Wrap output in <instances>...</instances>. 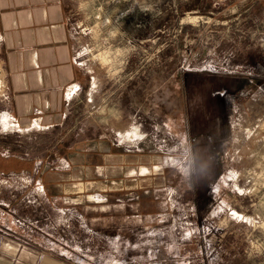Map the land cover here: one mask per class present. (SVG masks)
Returning a JSON list of instances; mask_svg holds the SVG:
<instances>
[{"label":"rangeland","instance_id":"374dc122","mask_svg":"<svg viewBox=\"0 0 264 264\" xmlns=\"http://www.w3.org/2000/svg\"><path fill=\"white\" fill-rule=\"evenodd\" d=\"M73 26L92 83L58 125L18 127L0 60V189L34 179L25 214L89 264H264V0H80ZM46 168L74 179L48 205Z\"/></svg>","mask_w":264,"mask_h":264},{"label":"crops","instance_id":"0c3cea01","mask_svg":"<svg viewBox=\"0 0 264 264\" xmlns=\"http://www.w3.org/2000/svg\"><path fill=\"white\" fill-rule=\"evenodd\" d=\"M79 1L0 0V60L7 81L8 110L18 127V120L34 115H39L35 122L40 126L43 122L44 127L58 125L87 95L92 82L75 56L73 12ZM72 166L74 162L60 172L71 173ZM49 171L41 172L38 188L42 194L39 202L47 205L60 196L52 185L74 180H47ZM33 182L19 179L16 188L0 189V264H89L71 251L64 252L69 248L57 245L52 233L36 224L37 217L25 214L24 201L34 187L26 188ZM84 190L79 186L70 196H80Z\"/></svg>","mask_w":264,"mask_h":264},{"label":"bare ground","instance_id":"6f19581e","mask_svg":"<svg viewBox=\"0 0 264 264\" xmlns=\"http://www.w3.org/2000/svg\"><path fill=\"white\" fill-rule=\"evenodd\" d=\"M191 17V16H190ZM106 56V55H105ZM109 60V59H108ZM10 117L7 115V114H5L4 116H3V124L6 126L7 124H8V121H10ZM129 134H131V133H127V135H129ZM137 135V134H136ZM133 135H131V137H132Z\"/></svg>","mask_w":264,"mask_h":264},{"label":"flooded vegetation","instance_id":"af4514ba","mask_svg":"<svg viewBox=\"0 0 264 264\" xmlns=\"http://www.w3.org/2000/svg\"><path fill=\"white\" fill-rule=\"evenodd\" d=\"M147 172H149V171H147ZM143 173H145V172H143ZM143 175H146V174H143Z\"/></svg>","mask_w":264,"mask_h":264}]
</instances>
